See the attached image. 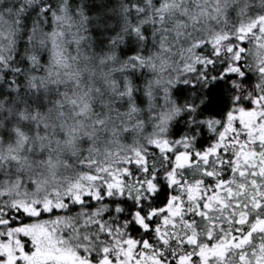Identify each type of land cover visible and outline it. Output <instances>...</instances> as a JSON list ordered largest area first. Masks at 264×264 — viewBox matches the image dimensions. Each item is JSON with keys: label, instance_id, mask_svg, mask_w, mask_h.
I'll list each match as a JSON object with an SVG mask.
<instances>
[{"label": "snow or ice", "instance_id": "6c2138e0", "mask_svg": "<svg viewBox=\"0 0 264 264\" xmlns=\"http://www.w3.org/2000/svg\"><path fill=\"white\" fill-rule=\"evenodd\" d=\"M0 264H264V0H0Z\"/></svg>", "mask_w": 264, "mask_h": 264}]
</instances>
